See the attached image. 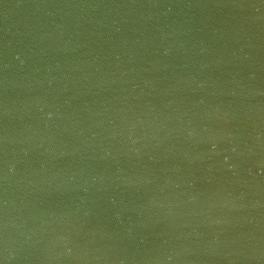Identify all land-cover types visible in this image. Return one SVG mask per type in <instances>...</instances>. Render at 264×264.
I'll return each mask as SVG.
<instances>
[{
    "label": "water",
    "instance_id": "1",
    "mask_svg": "<svg viewBox=\"0 0 264 264\" xmlns=\"http://www.w3.org/2000/svg\"><path fill=\"white\" fill-rule=\"evenodd\" d=\"M0 264H264V0H0Z\"/></svg>",
    "mask_w": 264,
    "mask_h": 264
}]
</instances>
